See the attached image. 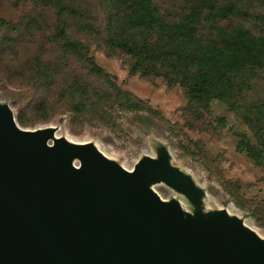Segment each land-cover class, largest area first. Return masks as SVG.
<instances>
[{
    "label": "trees",
    "instance_id": "16d2710c",
    "mask_svg": "<svg viewBox=\"0 0 264 264\" xmlns=\"http://www.w3.org/2000/svg\"><path fill=\"white\" fill-rule=\"evenodd\" d=\"M31 1L41 26L26 14L15 23L0 19L1 79L28 91L15 115L19 127L49 121L59 109L70 122L114 123L119 109L141 103L69 33L91 31L99 22L102 29L93 30L107 50L129 58L130 73L177 83L196 117L210 100H221L255 140L244 137L238 146L254 163L264 160V20L255 15L258 0H172L178 5L173 14L161 9L165 0H95L100 21L89 1L85 9L76 0Z\"/></svg>",
    "mask_w": 264,
    "mask_h": 264
},
{
    "label": "water",
    "instance_id": "95a60500",
    "mask_svg": "<svg viewBox=\"0 0 264 264\" xmlns=\"http://www.w3.org/2000/svg\"><path fill=\"white\" fill-rule=\"evenodd\" d=\"M54 131L21 128L0 105V264H264V239L238 220L184 217L146 185L193 198L163 159L127 171L92 143L48 142Z\"/></svg>",
    "mask_w": 264,
    "mask_h": 264
},
{
    "label": "rangeland",
    "instance_id": "374dc122",
    "mask_svg": "<svg viewBox=\"0 0 264 264\" xmlns=\"http://www.w3.org/2000/svg\"><path fill=\"white\" fill-rule=\"evenodd\" d=\"M88 1L100 21L102 13L95 0L76 3L85 9ZM165 1L160 4L163 12L175 13L178 5ZM254 5L257 19L264 20V0ZM38 12L31 0H0V19L7 22L20 21L26 14L41 26ZM259 27L264 31V22ZM93 29H102L99 22L91 31L70 28L69 33L87 47V55L99 68L141 103L119 109L114 123L94 119L70 122L67 112L59 109L51 120L25 128L53 126L54 135L48 142L61 137L74 144L92 143L108 161L127 171L144 157L163 159L189 179L194 192L193 198L187 197L162 180L144 178L162 201L174 200L184 217L209 219L222 211L264 239V160L254 163L238 146L244 137L255 141L246 125L217 99L210 100L207 110L196 117L186 109L181 86L161 76L130 73L129 58L117 50H107L102 36ZM52 53H57L55 48ZM1 77L0 105H6L15 118L28 99V91L10 86ZM72 162L77 164L75 159Z\"/></svg>",
    "mask_w": 264,
    "mask_h": 264
}]
</instances>
